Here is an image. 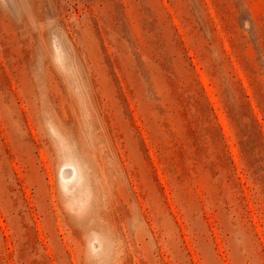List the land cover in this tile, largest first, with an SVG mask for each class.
Masks as SVG:
<instances>
[{
	"label": "rangeland",
	"instance_id": "1",
	"mask_svg": "<svg viewBox=\"0 0 264 264\" xmlns=\"http://www.w3.org/2000/svg\"><path fill=\"white\" fill-rule=\"evenodd\" d=\"M0 264H264V0H0Z\"/></svg>",
	"mask_w": 264,
	"mask_h": 264
}]
</instances>
